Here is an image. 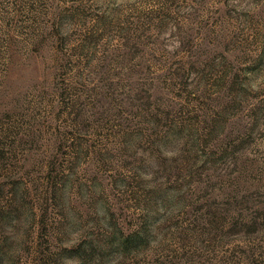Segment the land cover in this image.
<instances>
[{
	"label": "rangeland",
	"instance_id": "obj_1",
	"mask_svg": "<svg viewBox=\"0 0 264 264\" xmlns=\"http://www.w3.org/2000/svg\"><path fill=\"white\" fill-rule=\"evenodd\" d=\"M0 264H264V0H0Z\"/></svg>",
	"mask_w": 264,
	"mask_h": 264
}]
</instances>
